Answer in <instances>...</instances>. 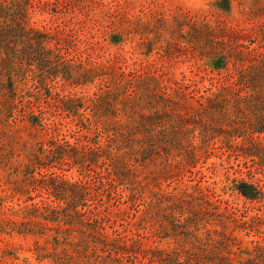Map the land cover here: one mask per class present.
<instances>
[{
	"label": "rangeland",
	"instance_id": "obj_1",
	"mask_svg": "<svg viewBox=\"0 0 264 264\" xmlns=\"http://www.w3.org/2000/svg\"><path fill=\"white\" fill-rule=\"evenodd\" d=\"M0 264H264V0H0Z\"/></svg>",
	"mask_w": 264,
	"mask_h": 264
},
{
	"label": "trees",
	"instance_id": "obj_2",
	"mask_svg": "<svg viewBox=\"0 0 264 264\" xmlns=\"http://www.w3.org/2000/svg\"><path fill=\"white\" fill-rule=\"evenodd\" d=\"M235 188H236V190H238V192L240 194H242L247 199L254 200V199L260 197V192L257 191V189L251 184L241 182ZM254 248H255V250L263 249L262 247H259V246H256Z\"/></svg>",
	"mask_w": 264,
	"mask_h": 264
}]
</instances>
